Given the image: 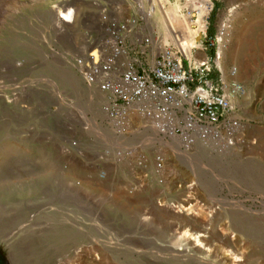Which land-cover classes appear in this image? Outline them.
Masks as SVG:
<instances>
[{
    "label": "rangeland",
    "instance_id": "1",
    "mask_svg": "<svg viewBox=\"0 0 264 264\" xmlns=\"http://www.w3.org/2000/svg\"><path fill=\"white\" fill-rule=\"evenodd\" d=\"M179 1L149 3L163 42L167 21L185 31ZM92 4L23 3L1 33L0 231L17 263L264 264V0L214 1L209 31L227 22L228 39L202 47L208 57L214 49L213 81L244 88L231 98L241 125L232 145L190 146L139 117L120 129L85 84L74 58L80 31L97 24ZM64 5L76 17L57 29Z\"/></svg>",
    "mask_w": 264,
    "mask_h": 264
},
{
    "label": "built area",
    "instance_id": "2",
    "mask_svg": "<svg viewBox=\"0 0 264 264\" xmlns=\"http://www.w3.org/2000/svg\"><path fill=\"white\" fill-rule=\"evenodd\" d=\"M74 1L94 3L98 10L96 26L80 31L84 41L77 46L74 65L85 84L107 98L106 112L120 129L139 117L158 134L178 138L185 146L195 140H223L227 145L236 141L241 121L231 98L243 95L244 88L237 82L213 81L214 55L208 57L202 47L220 46L228 39L227 22L209 35L215 0L179 1L177 12L185 31L167 21L166 27L174 29L169 42L151 31L153 0H142V6L139 0ZM67 5L62 10L72 11V22L75 8ZM189 35L198 48L183 61L180 46ZM153 166L157 171L163 168L160 157L153 158Z\"/></svg>",
    "mask_w": 264,
    "mask_h": 264
},
{
    "label": "water",
    "instance_id": "3",
    "mask_svg": "<svg viewBox=\"0 0 264 264\" xmlns=\"http://www.w3.org/2000/svg\"><path fill=\"white\" fill-rule=\"evenodd\" d=\"M35 0H0V39L7 15L20 4L33 3ZM0 264H18L14 250L7 236L0 231Z\"/></svg>",
    "mask_w": 264,
    "mask_h": 264
},
{
    "label": "bare ground",
    "instance_id": "4",
    "mask_svg": "<svg viewBox=\"0 0 264 264\" xmlns=\"http://www.w3.org/2000/svg\"><path fill=\"white\" fill-rule=\"evenodd\" d=\"M139 2H140V0H139ZM94 4V3H93ZM95 4H97V2H95ZM235 8H231L230 9V12H233V10H234ZM67 13H64V14H62L61 15V13H60V24H61V26H60V24L59 23H57V25H56V28L57 29H61L63 26H67L65 23L66 22H68V21H70V19L72 18V11L69 9V11L67 10L66 11ZM184 21H186V20H184ZM166 26V25H165ZM174 26V25H173ZM248 27V26H247ZM246 27V28H247ZM70 28V27H69ZM169 28V27H168ZM224 28H225V30L223 29V32L224 31H226V23H225V25H224ZM170 29V31H169V34L171 35L172 33H173V31H174V29H173V31L171 30V27L169 28ZM241 29H242V27H241ZM56 30V29H55ZM70 30H72L73 31V33L72 34H70V36H68L69 38H68V41L70 42H72L73 44H75V45H77V41H79V38L76 36V35H73L74 34V29L73 28H71ZM244 30H245V28H244ZM57 31V30H56ZM61 31V30H60ZM242 32V31H241ZM190 38L188 39V41H186L187 43H188V45H186V47H183L184 49H185V52H186V54L190 57L191 56V53H190V51H191V49L192 48H198V44H196L195 42H194V40L191 38V36H189ZM224 38H227V35L225 34V37ZM195 39V38H194ZM226 40V39H225ZM70 42V43H71ZM225 43V42H224ZM221 45H223V44H221ZM216 64H218L221 68H222V61H221V59H220V53H219V56H218V59H217V63ZM223 69V68H222ZM243 71H245V70H243ZM224 72V71H223ZM245 73H247L246 71H245ZM190 187V186H189ZM189 189V188H188ZM186 201V200H185ZM187 203L189 202V200H187L186 201ZM165 206V205H164ZM186 232V231H185ZM187 233V232H186ZM185 235V234H184ZM186 236V235H185ZM190 237H192V234L190 235ZM198 237V235H196V237L195 238H197ZM194 238V237H193ZM192 239V238H191ZM245 255V254H244ZM242 253H241V255H239L238 257L237 256H235L234 257V260L236 261V262H239V263H243L244 261H245V256H244Z\"/></svg>",
    "mask_w": 264,
    "mask_h": 264
},
{
    "label": "trees",
    "instance_id": "5",
    "mask_svg": "<svg viewBox=\"0 0 264 264\" xmlns=\"http://www.w3.org/2000/svg\"><path fill=\"white\" fill-rule=\"evenodd\" d=\"M219 7V5H216V8H218ZM213 17H214V14L212 15V20H213ZM210 34L212 35L213 34V30L211 29V31H210ZM211 55L213 56L214 55V49L212 50V52H211ZM212 77V76H211ZM214 78V77H213Z\"/></svg>",
    "mask_w": 264,
    "mask_h": 264
},
{
    "label": "crops",
    "instance_id": "6",
    "mask_svg": "<svg viewBox=\"0 0 264 264\" xmlns=\"http://www.w3.org/2000/svg\"><path fill=\"white\" fill-rule=\"evenodd\" d=\"M213 78V77H212Z\"/></svg>",
    "mask_w": 264,
    "mask_h": 264
}]
</instances>
